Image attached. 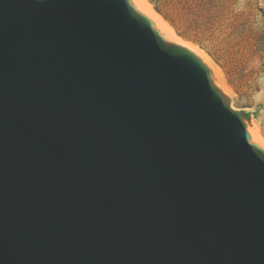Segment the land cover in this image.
Listing matches in <instances>:
<instances>
[{
  "label": "water",
  "instance_id": "water-1",
  "mask_svg": "<svg viewBox=\"0 0 264 264\" xmlns=\"http://www.w3.org/2000/svg\"><path fill=\"white\" fill-rule=\"evenodd\" d=\"M0 264H264V149L129 0H0Z\"/></svg>",
  "mask_w": 264,
  "mask_h": 264
},
{
  "label": "rangeland",
  "instance_id": "rangeland-1",
  "mask_svg": "<svg viewBox=\"0 0 264 264\" xmlns=\"http://www.w3.org/2000/svg\"><path fill=\"white\" fill-rule=\"evenodd\" d=\"M147 1L176 38L217 66V87L264 143V0Z\"/></svg>",
  "mask_w": 264,
  "mask_h": 264
},
{
  "label": "bare ground",
  "instance_id": "bare-ground-1",
  "mask_svg": "<svg viewBox=\"0 0 264 264\" xmlns=\"http://www.w3.org/2000/svg\"><path fill=\"white\" fill-rule=\"evenodd\" d=\"M129 1L135 7L136 10H138L141 14H143L150 20L152 27L156 29L164 39L185 46L188 49H190L192 52H194L197 56H199V58H201V60L204 63H206L210 68L209 69L210 75L216 86L220 88L223 87L224 81H222L223 78L221 76L220 71L216 68L217 66L215 67L209 60H207L205 56L201 55V53H199L194 47H192L193 45L186 44L187 42L185 43V41L183 43L180 39L176 38L178 35L177 36L174 35L175 33H173L172 29L162 19V17L153 10V8L151 7V5L148 3L147 0H129ZM247 130L249 134V141L264 149V143L262 142V139L258 135L257 130L255 128H251L250 126H248Z\"/></svg>",
  "mask_w": 264,
  "mask_h": 264
}]
</instances>
